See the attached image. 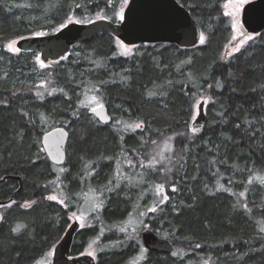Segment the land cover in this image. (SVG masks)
<instances>
[{"label":"trees","instance_id":"16d2710c","mask_svg":"<svg viewBox=\"0 0 264 264\" xmlns=\"http://www.w3.org/2000/svg\"><path fill=\"white\" fill-rule=\"evenodd\" d=\"M127 1L0 0V180L21 181H0V200L14 199L3 209L0 264H34L59 239L68 213L84 210L42 199L47 182L51 193L59 190L46 177L53 167L41 147L42 135L58 127L69 134L71 170L78 167L82 180L93 164L97 170L99 209L72 255L96 239L97 264H134L147 227L173 251L137 264H264V31L231 42L226 5L234 0H177L204 37L193 48L127 47L105 32L51 65L8 49L72 21H118ZM85 94L107 107L110 124L80 106ZM199 99L206 121L195 132ZM154 141V150L163 145L155 161ZM121 166L128 178L116 175ZM132 217L142 223L137 233L126 227Z\"/></svg>","mask_w":264,"mask_h":264},{"label":"water","instance_id":"95a60500","mask_svg":"<svg viewBox=\"0 0 264 264\" xmlns=\"http://www.w3.org/2000/svg\"><path fill=\"white\" fill-rule=\"evenodd\" d=\"M124 19L112 22L96 19L88 23L75 21L67 23L58 31L42 36L24 37L15 42V49L22 52L39 53L42 63L57 61L68 54L72 46L87 42L102 33H108L127 47L139 44H174L180 48H193L201 39V29L189 11L177 0H128L123 11ZM240 22L247 35H256L264 31V0L246 2L241 10ZM89 111L100 124L108 125L111 116L105 105ZM198 114L191 122L193 131L202 129L206 121L204 102L198 104ZM68 134L64 128H55L42 135L41 146L53 165H62L66 158ZM16 179L19 177H4ZM13 198L0 200V225L3 222L1 210L9 207ZM77 222L71 223L57 242L53 250L51 264H96L87 254L69 256L73 236L78 230ZM144 248L150 252L169 255L172 243L149 229L140 233Z\"/></svg>","mask_w":264,"mask_h":264},{"label":"flooded vegetation","instance_id":"af4514ba","mask_svg":"<svg viewBox=\"0 0 264 264\" xmlns=\"http://www.w3.org/2000/svg\"><path fill=\"white\" fill-rule=\"evenodd\" d=\"M68 142H69V138H68ZM67 142V145H68ZM67 149V146H66ZM50 165L53 167L52 168V173H47L46 177L47 178H52L51 182L53 181H58L59 183V190L56 193H51L50 192V187H49V182L46 183L45 185V190L46 193L43 195V200L45 202L48 203H57V205H59L60 207H65L66 203L70 206L69 208L72 209L73 207L71 206L72 204L75 203H81V204H85L86 201H92L94 200L93 197H97V187H96V179L95 177L97 176V170H96V164H93L91 166L90 172H89V177L87 178H81L80 173L78 172V167L76 168V170H71L69 164L67 163V154H66V158L65 161L62 165H53L50 163ZM79 175V177H77V175ZM19 188V187H18ZM18 191V190H17ZM16 191V192H17ZM18 193V192H17ZM17 193H14L15 195ZM50 196H55L56 199L51 200L49 199ZM33 204V201L29 202V203H25V202H21V207L25 208L26 205L27 209L30 208ZM14 205V199H13V204ZM10 205V206H11ZM9 206V207H10ZM7 208V207H6ZM66 209V207H65ZM1 213L3 214V210H1ZM93 215H97V213L95 212H87V211H83V212H76L71 211L68 213V225L65 228V230L63 231V233L61 234V236L59 237V239L56 241V243L52 246V251L51 254H49V250H47V252L45 253V255L42 258L47 257L48 262L47 264H51L52 262V256H53V250L55 245L57 244V242L61 239V237L63 236L64 232L66 231V229L68 228V226L73 223V222H77L79 224L78 230L75 232L73 239H72V243H71V247H70V253L69 256H77V255H81L77 254V255H72L71 254V250L73 247V244L75 242L76 237L78 236V233L82 232L83 229H85V226L83 225L85 222V220L87 218H91ZM72 219V221H70ZM84 219V220H83ZM86 246H84L83 250H85ZM144 253V257H146L150 251H147L145 248L143 250ZM49 254V255H48ZM157 255H163V254H159L156 253Z\"/></svg>","mask_w":264,"mask_h":264},{"label":"rangeland","instance_id":"374dc122","mask_svg":"<svg viewBox=\"0 0 264 264\" xmlns=\"http://www.w3.org/2000/svg\"><path fill=\"white\" fill-rule=\"evenodd\" d=\"M245 3L244 2L243 3L242 2L241 3H237V0H234L232 2L227 3V6H226L227 13H231L228 16L230 18L231 26H232V29H233V36H232V40H231V42L233 44H234L235 41L239 40L240 37L242 38V35H245V33L243 31V28L241 26V22H240L241 10H242V7H243V5ZM12 45L15 48V42H13ZM33 58H34L35 61H37L36 63L41 65V61L39 59L38 54H35V56L33 55ZM53 62H56V61H52V63ZM45 65H51V63L49 62V63H46ZM36 77H37V79H39L41 76H39V74H38ZM85 95L82 96L83 98L80 101V106L92 110L93 108H96V107H98L100 105L99 104V100L94 95H86V96ZM200 102H204V113H205L206 101L204 99H199L197 104H196L195 111H194V113H193V115L191 117L190 126H191V122L196 118V116L198 114L197 108H198V104ZM205 115H206V113H205ZM153 144H154V146H153ZM153 144H151V147H152L151 150L155 149L156 141H154ZM170 144H171V141L170 142L168 141L167 146L165 147L166 150L169 148ZM158 146H159V148H156V150H154V153L152 155L153 156L152 157L153 161L161 159V154H162L161 150L163 149V145L160 142L159 145L157 144V147ZM165 149L163 150V153H165ZM172 150H173V148H172ZM123 166H121V173L119 172V169L116 170V175L119 176V177H122V179L124 177L125 178L129 177V175H128L129 174V168L126 167V169H124V168H122ZM138 180H139V178H138ZM138 180H136V181L138 182ZM93 198H94V200H92L91 202L88 200V201H86L85 204H83L84 205V210L83 211H87V212H92L93 211V212H95V210L99 209L100 203H99L98 196L96 198L95 197H93ZM78 211H80V210H78ZM83 211H81V212H83ZM70 221H72V219ZM141 224L142 223H141L140 219H138L136 217H132L129 220V222H128L126 227L130 228L134 233H137V231L140 228ZM83 225H86V224L84 223ZM96 247H97L96 239L90 240L88 245H86L85 250H83V254H87V255L92 256L95 259V261L97 262V254H95L96 251H97ZM51 251H52V249H50L49 254H51ZM143 255H144L143 251L137 253L135 255L136 260L133 261V262H136V264H137L140 261V259L143 258ZM47 262H48V259H47V257H45V258L38 259L34 264H47Z\"/></svg>","mask_w":264,"mask_h":264},{"label":"snow or ice","instance_id":"6c2138e0","mask_svg":"<svg viewBox=\"0 0 264 264\" xmlns=\"http://www.w3.org/2000/svg\"><path fill=\"white\" fill-rule=\"evenodd\" d=\"M241 2H243V0H237V3H241ZM226 6H227V5H226ZM230 14H231V13H226V15H230ZM121 19L123 20L124 17L122 16ZM64 27H67V25H65ZM203 40H204V37L201 36V42H203ZM8 49H9V51H18L17 49H14V47H13L12 44H9ZM92 110H93V112L96 111L95 108H93ZM134 127H135V128H139V127H141V125H140V124H136V125H134ZM259 179H260V182H261V183H264V178H259ZM173 190H174V189H173ZM49 199L54 200V199H56V197H55V196H50ZM27 206H28V205H26V207H27ZM21 228H22L21 225H17V227H16L15 229H13V231L19 233V232L21 231ZM261 230L264 231V227H262ZM90 254H91V253H90ZM134 264H136V262H134Z\"/></svg>","mask_w":264,"mask_h":264},{"label":"bare ground","instance_id":"6f19581e","mask_svg":"<svg viewBox=\"0 0 264 264\" xmlns=\"http://www.w3.org/2000/svg\"><path fill=\"white\" fill-rule=\"evenodd\" d=\"M110 116H111V115H110ZM111 122H112V117H111ZM111 122H110V123H111ZM64 130H65V129H64ZM65 131H66V130H65ZM66 132H67V131H66ZM67 134H68V132H67ZM68 138H69V134H68ZM2 179H3V178H2ZM12 204H13V203H12ZM146 229H149V228L146 227ZM149 230H151V229H149ZM151 231H152V230H151ZM152 232H153V231H152ZM153 233H155V232H153ZM155 234H156V233H155ZM156 235H158V234H156ZM158 236H159V235H158ZM172 247H173V246H172Z\"/></svg>","mask_w":264,"mask_h":264}]
</instances>
